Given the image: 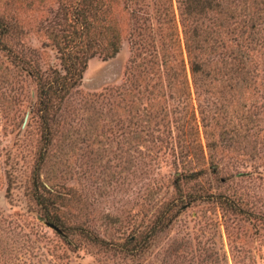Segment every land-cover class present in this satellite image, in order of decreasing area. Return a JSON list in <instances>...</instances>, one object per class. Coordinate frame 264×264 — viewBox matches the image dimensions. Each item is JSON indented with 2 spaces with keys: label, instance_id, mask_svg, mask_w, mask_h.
I'll list each match as a JSON object with an SVG mask.
<instances>
[{
  "label": "rangeland",
  "instance_id": "rangeland-1",
  "mask_svg": "<svg viewBox=\"0 0 264 264\" xmlns=\"http://www.w3.org/2000/svg\"><path fill=\"white\" fill-rule=\"evenodd\" d=\"M69 1L0 0L15 26L0 30V264H264V0H236L260 24L246 47L251 86L230 79V22H194L213 46L194 83L180 24L170 38L159 20L135 31L124 18L119 51L106 57L94 35L45 124L29 68L63 73L46 29ZM167 5L179 21L177 0ZM227 110L252 130L234 133ZM43 214L104 245L68 243Z\"/></svg>",
  "mask_w": 264,
  "mask_h": 264
},
{
  "label": "trees",
  "instance_id": "trees-1",
  "mask_svg": "<svg viewBox=\"0 0 264 264\" xmlns=\"http://www.w3.org/2000/svg\"><path fill=\"white\" fill-rule=\"evenodd\" d=\"M177 2L179 21L173 15L171 5H167V0H157L159 7H153V11L147 9L150 8V5L144 0H73L59 7L52 21L53 25L50 26V29L47 28L46 32L51 44L54 45L60 55L64 71L60 73L53 70L50 77H45L37 69L29 68L30 74L34 75L37 81L38 110L44 123L47 124L48 122L53 102L63 98L72 87L78 85L86 67L83 57L89 53L92 46L96 45L93 39L94 35L102 34L104 37L107 48L106 57H111L119 51L124 18V21L135 27V31L137 29L151 30L153 28L152 20H159L169 31L170 38L175 33L177 37L178 24H180L184 49L188 56L189 69L194 83L204 73L206 61L210 59L206 55L213 51V46L207 38V36L210 37L209 33L205 27L200 29L204 30L207 36L203 31L192 28L194 22L202 19L210 21V15L212 17L218 16L219 20L230 22L231 27L227 32L232 33L230 48L234 50L231 52L230 61L235 64L233 68L230 65L233 71V76L230 79L235 84L243 83V85L251 86L252 80L249 77L251 56L246 51V47L251 41L250 36L259 33L260 24L252 21L250 17L247 18L246 15H242L236 0H177ZM111 8L118 9L117 15L114 14L115 10L111 11ZM157 15L158 18L155 17ZM201 23L203 24V22ZM219 26L223 25L220 24ZM0 30L5 34L10 33L15 30V26H12L10 22L3 23L0 19ZM238 42L243 47L245 44V47L237 50L236 44ZM24 61H26L24 66L27 67L28 61L25 59ZM234 114L232 110L225 111V117H228L229 122H235L234 133L241 132L245 126V130H252L253 126L248 118L242 122V119ZM245 123H249L250 127ZM207 146H209L208 143ZM35 171L34 188L31 196L38 200V198H46V195L40 191V185L36 181L38 168ZM190 176L193 175L190 174ZM41 217L53 224L59 233L70 236L68 243L82 239L90 241L98 247L104 245L102 239L79 226L60 227L50 220L48 215L43 214ZM160 224L161 220L157 221L154 228Z\"/></svg>",
  "mask_w": 264,
  "mask_h": 264
},
{
  "label": "water",
  "instance_id": "water-1",
  "mask_svg": "<svg viewBox=\"0 0 264 264\" xmlns=\"http://www.w3.org/2000/svg\"><path fill=\"white\" fill-rule=\"evenodd\" d=\"M39 219L43 220L42 217H39ZM44 222H45L46 225L52 227L53 229H56L55 226H54L53 224H51V223H49V222H47V221H44Z\"/></svg>",
  "mask_w": 264,
  "mask_h": 264
}]
</instances>
